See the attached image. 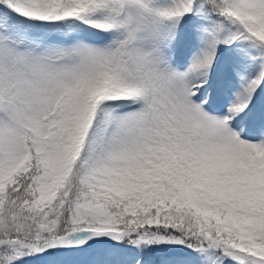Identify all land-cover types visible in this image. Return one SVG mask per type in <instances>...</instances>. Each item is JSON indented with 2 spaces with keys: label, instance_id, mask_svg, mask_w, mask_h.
<instances>
[{
  "label": "snow or ice",
  "instance_id": "obj_1",
  "mask_svg": "<svg viewBox=\"0 0 264 264\" xmlns=\"http://www.w3.org/2000/svg\"><path fill=\"white\" fill-rule=\"evenodd\" d=\"M0 264H264V0H0Z\"/></svg>",
  "mask_w": 264,
  "mask_h": 264
}]
</instances>
